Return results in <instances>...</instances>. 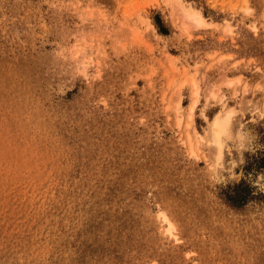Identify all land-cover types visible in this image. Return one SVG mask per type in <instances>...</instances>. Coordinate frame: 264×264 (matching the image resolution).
Listing matches in <instances>:
<instances>
[{"label":"rangeland","instance_id":"374dc122","mask_svg":"<svg viewBox=\"0 0 264 264\" xmlns=\"http://www.w3.org/2000/svg\"><path fill=\"white\" fill-rule=\"evenodd\" d=\"M0 264H264V0H0Z\"/></svg>","mask_w":264,"mask_h":264},{"label":"bare ground","instance_id":"6f19581e","mask_svg":"<svg viewBox=\"0 0 264 264\" xmlns=\"http://www.w3.org/2000/svg\"><path fill=\"white\" fill-rule=\"evenodd\" d=\"M181 10L183 11V19L189 22H195L196 25H201L203 24V19L200 16V13H196L193 11L190 12H186L184 9L181 8ZM186 12V13H185ZM200 14V15H199ZM231 116V115H227ZM212 134H211V138H212V144L216 145L217 147H221L222 146V142H223V136L226 133V121L222 118V120L220 119H216L214 120V122L212 123ZM220 150V149H219ZM160 216V215H159ZM163 222H166L168 224V228H167V233H172L173 228L170 225V222H168L167 218L162 216L160 217Z\"/></svg>","mask_w":264,"mask_h":264},{"label":"trees","instance_id":"16d2710c","mask_svg":"<svg viewBox=\"0 0 264 264\" xmlns=\"http://www.w3.org/2000/svg\"><path fill=\"white\" fill-rule=\"evenodd\" d=\"M157 24H158V27H159L161 33H163L165 35L168 34V31L164 27H162V24L160 23V21H157ZM244 202H245V200L243 198H237L235 201L236 204L237 203L242 204Z\"/></svg>","mask_w":264,"mask_h":264}]
</instances>
